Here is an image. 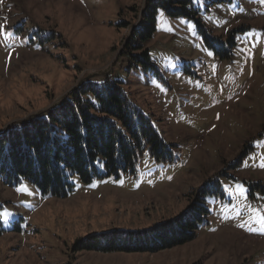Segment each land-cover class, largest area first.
<instances>
[{
  "label": "rangeland",
  "instance_id": "374dc122",
  "mask_svg": "<svg viewBox=\"0 0 264 264\" xmlns=\"http://www.w3.org/2000/svg\"><path fill=\"white\" fill-rule=\"evenodd\" d=\"M146 1L0 0V130L108 78L176 144L174 161L145 152L134 174L88 183L72 175L66 197L0 179V212L12 214L0 217V264H264V187L250 186L264 184V0H193L204 33L158 9L147 42L157 72L121 54ZM229 35L235 45L221 58ZM196 200L208 214L183 244L155 252L72 247L89 234L149 229Z\"/></svg>",
  "mask_w": 264,
  "mask_h": 264
},
{
  "label": "trees",
  "instance_id": "16d2710c",
  "mask_svg": "<svg viewBox=\"0 0 264 264\" xmlns=\"http://www.w3.org/2000/svg\"><path fill=\"white\" fill-rule=\"evenodd\" d=\"M224 1L229 0H211ZM158 9L192 19L205 32L193 0H147L121 54L129 56L131 65L141 63L155 72L158 69L150 60L147 42L155 31ZM125 24L121 21L118 27ZM228 42L230 48L219 52L221 58L231 56L235 45L232 35ZM126 96L121 81L107 78L100 86L88 83L74 87L52 106L9 124L0 130V179L10 185L26 179L42 194L66 197L73 190L72 175L88 183L94 178L119 177L122 172L134 174L135 164L145 152L159 163L174 161L176 144L160 136L150 115L129 107ZM250 186L263 188L264 184ZM204 190L200 187L196 191ZM207 214V207L196 200L184 212L149 229L89 234L76 239L72 247L99 252H155L192 240ZM3 231L0 222V235Z\"/></svg>",
  "mask_w": 264,
  "mask_h": 264
},
{
  "label": "snow or ice",
  "instance_id": "6c2138e0",
  "mask_svg": "<svg viewBox=\"0 0 264 264\" xmlns=\"http://www.w3.org/2000/svg\"><path fill=\"white\" fill-rule=\"evenodd\" d=\"M208 55H212V53L209 52ZM16 191L17 192H27V188H17ZM28 194H31V193H28ZM11 215L12 214L8 212L7 210L0 212V217H2L5 221H7L9 216ZM261 223H264V217L261 218Z\"/></svg>",
  "mask_w": 264,
  "mask_h": 264
}]
</instances>
